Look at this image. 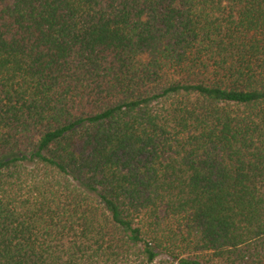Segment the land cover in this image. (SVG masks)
I'll list each match as a JSON object with an SVG mask.
<instances>
[{
  "label": "trees",
  "instance_id": "1",
  "mask_svg": "<svg viewBox=\"0 0 264 264\" xmlns=\"http://www.w3.org/2000/svg\"><path fill=\"white\" fill-rule=\"evenodd\" d=\"M0 264H264V0H0Z\"/></svg>",
  "mask_w": 264,
  "mask_h": 264
}]
</instances>
